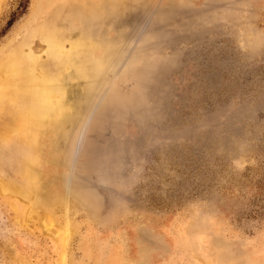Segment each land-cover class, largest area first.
Returning a JSON list of instances; mask_svg holds the SVG:
<instances>
[{
    "label": "rangeland",
    "instance_id": "rangeland-1",
    "mask_svg": "<svg viewBox=\"0 0 264 264\" xmlns=\"http://www.w3.org/2000/svg\"><path fill=\"white\" fill-rule=\"evenodd\" d=\"M45 1H3L0 48L57 11L71 108L39 200L0 192V264H264V0Z\"/></svg>",
    "mask_w": 264,
    "mask_h": 264
},
{
    "label": "bare ground",
    "instance_id": "bare-ground-1",
    "mask_svg": "<svg viewBox=\"0 0 264 264\" xmlns=\"http://www.w3.org/2000/svg\"><path fill=\"white\" fill-rule=\"evenodd\" d=\"M3 1L0 0V9ZM41 17L39 27L27 29L20 42L13 39L0 48V146L13 141L19 150L16 160L21 163L23 179L12 187L1 185L0 192H7L10 196L21 195L32 205L39 198V187L35 183L43 177V161H48L47 156L54 149H43L38 137L51 131L54 118L67 107L71 108L70 104L67 105V88L64 89L62 72L73 64L75 66V62L67 58L66 41L61 31L55 27L61 15L57 11L48 14L45 10ZM33 36L37 41H33ZM44 55L46 58L42 59ZM54 59L60 65L59 73L55 74L54 63H50ZM57 74L61 78L55 77ZM22 131L24 134L13 139ZM4 154L5 151L0 150V163Z\"/></svg>",
    "mask_w": 264,
    "mask_h": 264
}]
</instances>
